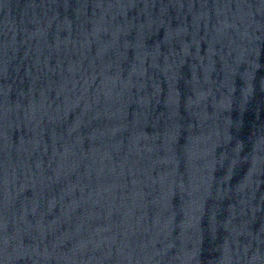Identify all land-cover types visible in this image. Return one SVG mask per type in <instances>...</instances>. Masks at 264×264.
<instances>
[{
	"label": "water",
	"instance_id": "water-1",
	"mask_svg": "<svg viewBox=\"0 0 264 264\" xmlns=\"http://www.w3.org/2000/svg\"><path fill=\"white\" fill-rule=\"evenodd\" d=\"M0 264H264V0H0Z\"/></svg>",
	"mask_w": 264,
	"mask_h": 264
}]
</instances>
